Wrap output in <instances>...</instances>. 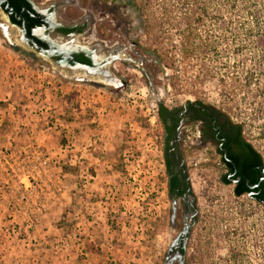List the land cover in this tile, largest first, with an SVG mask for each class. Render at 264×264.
I'll use <instances>...</instances> for the list:
<instances>
[{
    "label": "rangeland",
    "instance_id": "1",
    "mask_svg": "<svg viewBox=\"0 0 264 264\" xmlns=\"http://www.w3.org/2000/svg\"><path fill=\"white\" fill-rule=\"evenodd\" d=\"M30 1L51 20L37 34L124 57L107 65L115 81L68 74L6 36L19 32L0 7V264H178V250L183 264H264V206L220 180L219 156L186 121L175 149L193 208L170 195L159 119L160 106L210 104L264 166V0H246L235 53L207 20L183 53L181 35L133 0Z\"/></svg>",
    "mask_w": 264,
    "mask_h": 264
},
{
    "label": "flooded vegetation",
    "instance_id": "2",
    "mask_svg": "<svg viewBox=\"0 0 264 264\" xmlns=\"http://www.w3.org/2000/svg\"><path fill=\"white\" fill-rule=\"evenodd\" d=\"M25 1L30 4V8L23 0H0V7L8 22L21 31V36L17 33L15 37L11 36V39L20 41L18 38L25 36V41L30 46L39 45L41 50L56 49L57 44L36 33V30L50 26L49 15L36 9L30 0ZM15 4L19 6V9L15 8ZM55 27L62 34L72 32L64 31V28L68 27L56 25ZM104 56L105 54H101L96 57L92 51L87 50L68 49L55 52L52 58L58 66H64L62 70L68 73L73 72L71 69L75 68L77 63L85 64L90 69L97 67L96 62L104 65L102 61ZM120 57H124L122 53ZM162 117L163 119H159L164 128V155L166 152L168 154V158L164 157L168 175V191L176 200L179 199L181 205L193 208L186 165L175 149L177 143L185 140L187 129L184 127L188 123L197 134L198 147L207 149L209 146L219 156V163L223 166L220 180L225 184L233 185L236 196L247 195L252 201L264 206L262 159L260 155L257 159L255 154L251 153L246 146L247 141L241 134L236 135L234 123L220 110L200 100L187 101L180 107L167 108L162 112Z\"/></svg>",
    "mask_w": 264,
    "mask_h": 264
},
{
    "label": "trees",
    "instance_id": "3",
    "mask_svg": "<svg viewBox=\"0 0 264 264\" xmlns=\"http://www.w3.org/2000/svg\"><path fill=\"white\" fill-rule=\"evenodd\" d=\"M23 1L29 8L31 7L28 2ZM133 2L137 11L145 17L146 21L149 22L160 15L169 29L181 35L182 43H180V46L183 53H186L185 44L187 41L185 39L188 38V36H184L185 32L193 36L196 26L202 25L205 20L214 30L225 28L230 32L229 40L233 44L234 53L243 47L244 39H242L240 33L247 25L246 20L243 19L246 0H133ZM15 8L19 9V6L15 4ZM152 26L150 23V28ZM73 30H76V28H64L65 32ZM192 41L194 42V38ZM212 41L218 43L220 37L213 35ZM166 109L160 106V119H163L162 112ZM234 128L236 135H240L241 128L239 124L234 123ZM246 146L258 159L259 153L251 144L247 142ZM165 157L168 158L167 152ZM180 250L182 251V249Z\"/></svg>",
    "mask_w": 264,
    "mask_h": 264
},
{
    "label": "water",
    "instance_id": "4",
    "mask_svg": "<svg viewBox=\"0 0 264 264\" xmlns=\"http://www.w3.org/2000/svg\"><path fill=\"white\" fill-rule=\"evenodd\" d=\"M12 27H14L18 32H19V36H21V31H20V29L17 27V26H15V25H12ZM24 37V38H23ZM23 37H19V40H20V43H21V45H23V46H27V47H29L30 45L27 43V41H25V39H26V37L25 36H23ZM57 46V48L56 49H54V50H48V49H39V45H34V46H31V47H33L36 51H38V52H40V53H42L46 58H48V60H50V62H52V64L53 65H55V66H58L55 62H54V60H53V58H52V55L55 53V52H61L62 50L63 51H66V50H68L67 48H62L61 46H59V45H56ZM120 53H121V51H120V49L117 47V48H115L114 50H113V54L111 55V57H103V60L102 61H104V65H101V62H96L97 63V67L96 68H93V69H90V67L89 66H87V65H85V64H82V63H77L76 64V70H78V69H86L89 73H91V74H95V73H99V74H102V75H104V76H106V77H111L112 76V74H111V72L108 70V68H107V65L109 64V62L112 60V59H114V58H120V59H122L121 57H120ZM59 68H65L64 66H58ZM91 80H94V81H99V80H96V79H91ZM261 170H262V173H263V176H262V178H264V167L263 168H261ZM189 230H190V226L188 225V224H186L185 226H184V228H183V230H182V232H181V234H179L178 236H176V238L173 240V242H172V245H171V247H170V249L172 248V247H174V246H177V244L179 243V241H180V239H181V236H182V242H183V244H185V242H186V240H187V233L189 232ZM184 247V246H183ZM176 257V256H175ZM174 257V258H175ZM177 258H178V264H183L184 263V260H183V254L178 250V252H177ZM165 264H171L170 262H166Z\"/></svg>",
    "mask_w": 264,
    "mask_h": 264
},
{
    "label": "bare ground",
    "instance_id": "5",
    "mask_svg": "<svg viewBox=\"0 0 264 264\" xmlns=\"http://www.w3.org/2000/svg\"><path fill=\"white\" fill-rule=\"evenodd\" d=\"M8 28V27H7ZM7 28H5L4 27V32H5V35L6 36H9V37H15L14 35H16V33L15 34H13V33H9L8 32V30H7ZM14 28V27H13ZM15 29V28H14ZM16 30V29H15ZM17 31V30H16ZM18 36V35H17ZM19 39V38H18ZM67 73V72H66ZM76 73H80V74H86L89 78H91V79H96V80H106V79H108V80H112V81H115L116 80V78H114L113 76H111V77H106V76H104V75H102V74H99V73H95V74H91V73H89L86 69H78V70H75V71H73V72H68V74H71V75H73V74H75L76 75ZM77 76V75H76ZM83 76V75H82Z\"/></svg>",
    "mask_w": 264,
    "mask_h": 264
}]
</instances>
